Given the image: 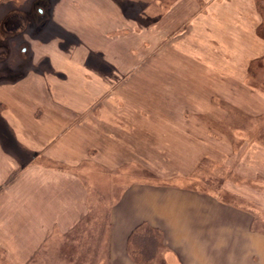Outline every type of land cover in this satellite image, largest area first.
Wrapping results in <instances>:
<instances>
[{"label":"crops","instance_id":"0c3cea01","mask_svg":"<svg viewBox=\"0 0 264 264\" xmlns=\"http://www.w3.org/2000/svg\"><path fill=\"white\" fill-rule=\"evenodd\" d=\"M42 4L33 26L23 10L2 19L20 25L0 35V69L11 70L0 80L3 262H30L104 196L109 264H153L135 255L139 232L157 235L159 264H264L255 228L264 156L232 161L230 140L217 134L264 118V95L249 81L264 58L255 0Z\"/></svg>","mask_w":264,"mask_h":264},{"label":"rangeland","instance_id":"374dc122","mask_svg":"<svg viewBox=\"0 0 264 264\" xmlns=\"http://www.w3.org/2000/svg\"><path fill=\"white\" fill-rule=\"evenodd\" d=\"M42 1L44 0H0V35L4 39H8L10 35H14V28L19 27L18 20L11 16L10 18L3 19V17L6 14L16 12L19 10H23L27 12V15H25V18L23 22L27 24L28 26L32 22V26L37 23L36 19V8L37 6L45 10V13L47 12V6L45 4H42ZM41 2V3H40ZM32 9H29L31 8ZM31 12V13H30ZM264 13V12H263ZM13 15V14H12ZM34 18V21H33ZM41 21V22H40ZM34 22V23H33ZM46 22L45 14L43 15V18L41 20L39 19V25L43 26ZM30 25V26H31ZM36 27V26H35ZM28 27L27 35L29 36L30 33H32L31 28ZM7 29H11L12 33H6ZM26 34H23L20 38H13L11 40L13 48L17 46L20 39H23L24 37H27ZM262 35L264 36V30L262 29ZM7 37V38H6ZM4 44L0 40V51L1 46ZM10 45V44H9ZM8 49V48H7ZM12 52V51H11ZM263 52H261V55ZM10 55V54H9ZM0 52V57H1ZM11 57H13V53H11ZM262 57H264L262 55ZM17 60L11 59L8 61L10 64H15ZM255 66H253L250 70V77L249 81L251 82V86H253L258 92L263 93L264 95V58L262 61L254 63ZM7 70L4 72L3 69H0V80H6L10 79L11 70L7 68ZM240 123H227L226 131L218 132V135H223L224 139L230 140V159L234 161L237 158L242 159V163H244L245 158L247 156L252 157V155L255 157H259L261 155L264 156V118H260L258 120L250 121L249 119L241 118L239 119ZM238 124V125H235ZM226 135V136H225ZM247 161V160H246ZM219 166V165H218ZM216 165H211V167L214 169L213 172H220V173H230V171L218 167ZM246 166H251V164ZM232 168V165L230 166ZM208 169V167H207ZM152 176V174H151ZM244 184V183H243ZM251 185L252 183L248 182L245 184V186ZM257 188V187H256ZM249 191L253 192V190ZM259 190H254V192L258 193ZM243 196L236 197L231 195H223L221 196V199L223 201H226L228 203H231L233 205L239 204L240 206H246V209L251 208L253 205H247L248 202H245L243 200ZM248 197H246L247 199ZM109 197H107V200ZM261 199V202H264V196H259V200ZM248 200V199H247ZM250 201H255L252 198H250ZM253 203V202H252ZM95 207L89 208L87 211L83 223L81 226L77 229H75L73 232H71L69 235L64 236L59 233H56L54 237L51 238L49 242L44 241V243L36 249L35 255L33 256L32 260L25 264H109L108 260V253H107V244L106 236L108 231V220H109V207L108 203H105V198L103 196V199L101 200V203H98V205H94ZM237 206V205H236ZM91 207V206H89ZM259 211L261 212V215L259 214L257 218L255 219V228L260 229L264 232V207H258ZM26 229H24V233ZM143 235L141 232L137 233L134 237V240H136L138 243L133 245V249L137 251L135 252V255L139 257L140 260L143 259V257H149L153 259H149L150 262L153 264H159V259L157 256V253L159 252V240L157 239V235L150 234L147 235L145 238H143ZM28 238V236H27ZM143 240L145 242L143 243ZM29 248L31 249L33 247L32 243L28 244ZM132 249V248H131ZM132 249V250H133ZM141 251V253H138V251ZM143 250V251H142ZM139 251V252H140ZM148 259V258H147ZM145 260V259H144ZM0 264H11L9 260H3L0 258Z\"/></svg>","mask_w":264,"mask_h":264},{"label":"trees","instance_id":"16d2710c","mask_svg":"<svg viewBox=\"0 0 264 264\" xmlns=\"http://www.w3.org/2000/svg\"><path fill=\"white\" fill-rule=\"evenodd\" d=\"M255 2L259 12H264V0H255Z\"/></svg>","mask_w":264,"mask_h":264}]
</instances>
